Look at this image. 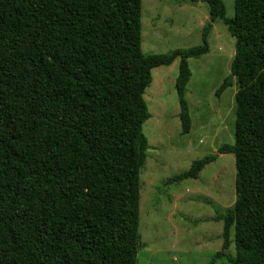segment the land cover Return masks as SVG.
Returning a JSON list of instances; mask_svg holds the SVG:
<instances>
[{"label":"trees","instance_id":"trees-1","mask_svg":"<svg viewBox=\"0 0 264 264\" xmlns=\"http://www.w3.org/2000/svg\"><path fill=\"white\" fill-rule=\"evenodd\" d=\"M209 7L202 45L142 50V0H0V264H138L141 174L152 71L179 63L182 134L191 131L189 60L217 21L236 40V204L218 213L230 264H264V0H180ZM209 155L167 182L197 180Z\"/></svg>","mask_w":264,"mask_h":264},{"label":"rangeland","instance_id":"rangeland-1","mask_svg":"<svg viewBox=\"0 0 264 264\" xmlns=\"http://www.w3.org/2000/svg\"><path fill=\"white\" fill-rule=\"evenodd\" d=\"M227 17L235 14L234 0H223ZM142 50L147 56L166 55L202 45L210 22L206 4L180 0H142ZM209 53L189 60L192 73L186 100L191 131L182 134L176 91L179 63L152 71L144 96L151 118L143 133L149 149L141 174L138 264H210L223 251V223L218 213L232 209L236 198V162L219 150L235 141L236 83L220 97L216 93L231 74L236 40L221 21L209 36ZM217 155L197 180L167 185L187 173L194 162ZM216 264H230L232 246Z\"/></svg>","mask_w":264,"mask_h":264}]
</instances>
